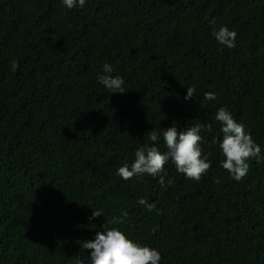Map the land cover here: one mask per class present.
<instances>
[{
	"label": "trees",
	"instance_id": "1",
	"mask_svg": "<svg viewBox=\"0 0 264 264\" xmlns=\"http://www.w3.org/2000/svg\"><path fill=\"white\" fill-rule=\"evenodd\" d=\"M221 25L234 48L212 36ZM106 63L125 93L99 83ZM222 106L264 154V0H0V264H91L79 242L111 227L159 264H264V163L241 181L222 167ZM197 123L212 126L199 181L171 159L164 185L118 175L148 131L165 152V128Z\"/></svg>",
	"mask_w": 264,
	"mask_h": 264
},
{
	"label": "clouds",
	"instance_id": "2",
	"mask_svg": "<svg viewBox=\"0 0 264 264\" xmlns=\"http://www.w3.org/2000/svg\"><path fill=\"white\" fill-rule=\"evenodd\" d=\"M63 5L72 9L83 7L86 0H62ZM212 36L215 40L226 48H234L237 33L230 30L227 26L221 25L214 29ZM103 73L98 79L99 83L109 89L110 93L123 94L125 81L121 76H113L112 66L103 65ZM196 88L187 87L185 100L194 97ZM215 92H205L204 99L214 100ZM215 119L221 123L220 132L222 139L213 143H219L222 155L225 157L221 161L222 167L227 170L236 181H241L248 174L250 165L248 161L255 159L257 164L264 163V154L252 135L245 130V125L237 122L231 112L225 107L218 108ZM207 129L212 131L211 124L197 123L177 131L175 124L165 128L162 133L163 142L167 151L161 152L155 143L160 139V134L155 130L148 131V139L153 143L144 144L135 150V159L129 164L121 165L117 172L124 179L129 180L133 177H143L145 174L152 177H159L158 183L165 184L164 165L171 159L176 171L185 175L187 178L199 181L211 167L209 156L211 153H203L200 146L202 140L201 131ZM173 181L167 180L168 184ZM139 205H144L147 210H156L154 203H149L140 198L136 201ZM158 212V210H157ZM103 215L98 210H93L92 217ZM128 212L122 210V217H127ZM121 218H114L112 224H118ZM82 249L89 250L91 264H159L161 254L155 248L141 244L129 238L124 231L117 227H111L102 231H97L92 240L80 241ZM77 264H84L83 260L77 258Z\"/></svg>",
	"mask_w": 264,
	"mask_h": 264
}]
</instances>
